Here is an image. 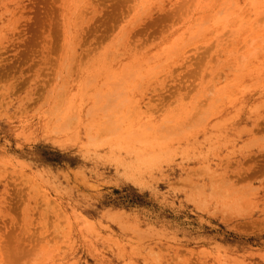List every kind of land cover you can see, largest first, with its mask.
Instances as JSON below:
<instances>
[{"label": "rangeland", "instance_id": "1", "mask_svg": "<svg viewBox=\"0 0 264 264\" xmlns=\"http://www.w3.org/2000/svg\"><path fill=\"white\" fill-rule=\"evenodd\" d=\"M0 264H264V0H0Z\"/></svg>", "mask_w": 264, "mask_h": 264}, {"label": "bare ground", "instance_id": "2", "mask_svg": "<svg viewBox=\"0 0 264 264\" xmlns=\"http://www.w3.org/2000/svg\"><path fill=\"white\" fill-rule=\"evenodd\" d=\"M98 101V100H97ZM119 133H120V131H119Z\"/></svg>", "mask_w": 264, "mask_h": 264}]
</instances>
